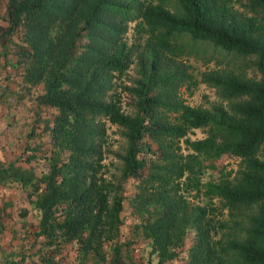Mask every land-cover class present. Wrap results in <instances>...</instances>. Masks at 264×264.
<instances>
[{
	"label": "trees",
	"instance_id": "1",
	"mask_svg": "<svg viewBox=\"0 0 264 264\" xmlns=\"http://www.w3.org/2000/svg\"><path fill=\"white\" fill-rule=\"evenodd\" d=\"M5 1L2 17L6 24L0 38L10 40L13 32L22 30V42L14 44L17 61L24 62L22 80L42 84L38 102L54 108L43 126L49 129L58 152L52 148L46 157L48 170L39 174L33 166L0 161V217L6 207L15 208L13 192L25 190L39 212L37 233L45 250L55 251L62 241L81 239L82 251L100 259L103 244L118 233L122 187L130 177L138 188L134 199L146 201L148 191L157 207L152 218L141 212L145 217L139 223L143 222L144 236L156 242L158 263L172 254L169 246L179 237L177 226L182 218H189H184L186 210L180 209L178 196L169 191L191 188L195 194L219 199L229 211L258 204V210L247 217L244 238H226L220 250L234 252L235 264H264V156L259 155L264 145V34L251 17H236L228 0H174L176 11L163 6L166 0ZM246 1L249 11L264 9V0ZM130 21L137 32L146 34V49L136 55L139 77L134 85L123 86L135 96L133 109L125 112L117 95L104 93L113 73L121 75L135 55L133 45L123 38ZM180 33L225 52L253 54L259 78L204 73L202 79L219 89L223 101L239 98L229 107L215 103L210 110L166 101L150 92L153 85L169 83L160 59ZM159 107L174 113L172 121L154 114ZM104 121L123 129L125 146L118 153L121 168L114 182L95 175L101 156L94 141ZM197 127H207L205 134L188 137L187 132ZM3 132L0 129V136ZM32 156L30 151L24 160ZM223 157L238 159L231 177L229 171H221L216 181L200 182V172L215 167ZM41 183L43 190L39 191ZM214 208L209 205L208 210ZM206 210L200 205L191 209L193 221L198 223ZM205 221L213 228L210 219ZM198 235L191 245L192 256L199 252L207 233L203 229ZM117 247L113 241L114 260L118 259ZM210 250L216 255L213 247ZM217 263L224 264L219 258Z\"/></svg>",
	"mask_w": 264,
	"mask_h": 264
},
{
	"label": "rangeland",
	"instance_id": "2",
	"mask_svg": "<svg viewBox=\"0 0 264 264\" xmlns=\"http://www.w3.org/2000/svg\"><path fill=\"white\" fill-rule=\"evenodd\" d=\"M134 1L155 2L157 0ZM5 2L0 0V31L6 24L2 17ZM246 2V0H228L227 6L241 20L251 17V21L264 34V9L249 11ZM163 6L171 11L177 10L174 0L164 1ZM133 23L134 21L127 23L123 38L133 45V49L136 50L135 55L131 56L132 60L121 75L117 76L113 73V76L109 78L110 87L106 88L104 93L105 96L117 95L120 107L125 112L133 109L135 96L123 86L134 85L139 77L136 55L137 52L146 49V34L137 32ZM21 35L22 30L18 29L11 34L10 40L0 38V129L4 131L0 136V161H12L15 165L24 167L33 166L35 172L39 174L48 170L46 157L52 153V148L57 150L50 138L49 129L43 126V120L50 118L54 108L38 102V96L43 91L41 83L29 85L22 80L24 62L17 61L19 53L14 45L22 42ZM77 42L78 40L75 43ZM254 60L253 54L239 55L225 52L207 41L191 39L187 34L180 33L171 39L169 48L164 51L160 59L162 74L170 76L169 83L165 87L153 85L150 92L154 91L166 101L199 105L208 110L212 109L211 106L215 103L229 107L239 98L233 97L226 103L220 97L219 89L205 82L202 75L206 72H219L238 74L254 80L259 78V73L253 64ZM173 71L179 78L171 75ZM154 114L167 121H172L174 115L173 112H167L161 107L157 108ZM98 128L99 137L94 142L98 144L97 149L100 150L101 158L98 161L99 165H96L95 175L114 182L121 168L118 153H121L125 146L123 129L108 121H104ZM206 129L207 127L192 128L187 132V136L201 137ZM30 151L33 156L29 160H24L25 155ZM65 154V151L61 149L60 156L64 157ZM259 155L264 156V145L260 147ZM237 163L238 159L235 157H223L215 167L203 169L198 175L199 180L203 183L210 180L216 181L221 171H229L227 176L231 177ZM55 178L59 180L58 176ZM137 189L136 181L130 177L123 183L118 233L103 244L100 259L92 252L82 251L81 239L62 241L55 251L45 250V246L41 245L43 238L37 233L39 212L29 202L33 196L26 197L25 190L21 191V194L19 191H14L15 208L6 207L5 215L0 217V264H218V258L224 264L236 263L235 253L230 250L221 252L220 246L224 245L226 238H244L248 226L247 217L258 210L257 203L241 205L229 211L221 207L219 199H208L195 194L191 188L188 190L180 188L174 190L175 193L173 190L169 191L175 198L178 196L180 209L186 210L184 218H189L187 221L182 218L177 226L179 237H174L173 240L176 242H172L169 246L172 254L158 263L157 250L154 246L156 242L144 236L141 230L143 222L139 223L141 218L145 217L144 215L154 217L157 207L153 202L152 194L148 191L146 201L134 199ZM42 190L43 183L39 187V191ZM196 205L207 208V212L198 223L193 221L190 213ZM209 205L215 208L208 210ZM21 209H26L24 214L19 212ZM141 212L144 215H141ZM205 219H210L213 228L211 226L209 228L208 221L206 222ZM220 222L223 225L220 226ZM138 223L139 226L135 228V224ZM203 229L207 235L203 239L199 252L194 255L198 256V259H195L192 256L191 245L194 247L199 237L198 231ZM113 241L118 242L117 260L113 259ZM211 247L215 249L216 255L210 250ZM206 255L207 258L204 260L202 257ZM45 257L47 260L44 259Z\"/></svg>",
	"mask_w": 264,
	"mask_h": 264
}]
</instances>
